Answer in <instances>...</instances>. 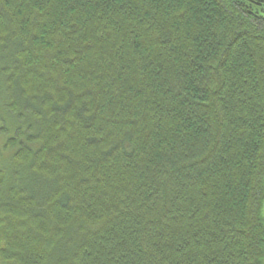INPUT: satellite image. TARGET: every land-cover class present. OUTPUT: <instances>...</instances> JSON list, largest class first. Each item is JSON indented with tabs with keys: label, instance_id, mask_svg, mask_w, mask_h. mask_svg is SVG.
<instances>
[{
	"label": "trees",
	"instance_id": "trees-1",
	"mask_svg": "<svg viewBox=\"0 0 264 264\" xmlns=\"http://www.w3.org/2000/svg\"><path fill=\"white\" fill-rule=\"evenodd\" d=\"M0 264H264V0H0Z\"/></svg>",
	"mask_w": 264,
	"mask_h": 264
},
{
	"label": "rangeland",
	"instance_id": "rangeland-1",
	"mask_svg": "<svg viewBox=\"0 0 264 264\" xmlns=\"http://www.w3.org/2000/svg\"><path fill=\"white\" fill-rule=\"evenodd\" d=\"M1 102V99H0ZM1 120H0V127H1ZM7 142V137L2 135L1 131H0V166H8L9 163V158L12 154V150H7L5 148Z\"/></svg>",
	"mask_w": 264,
	"mask_h": 264
}]
</instances>
